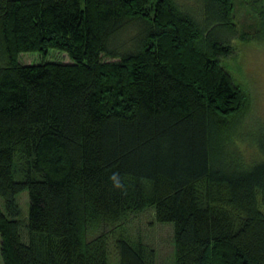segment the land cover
<instances>
[{
	"label": "trees",
	"instance_id": "16d2710c",
	"mask_svg": "<svg viewBox=\"0 0 264 264\" xmlns=\"http://www.w3.org/2000/svg\"><path fill=\"white\" fill-rule=\"evenodd\" d=\"M199 1L203 25L175 0H0L2 264H108L110 238L118 264H156L125 231L148 209L173 225L176 264H264V138L242 157L251 103L217 35L235 4ZM51 50L69 63L18 61Z\"/></svg>",
	"mask_w": 264,
	"mask_h": 264
},
{
	"label": "rangeland",
	"instance_id": "374dc122",
	"mask_svg": "<svg viewBox=\"0 0 264 264\" xmlns=\"http://www.w3.org/2000/svg\"><path fill=\"white\" fill-rule=\"evenodd\" d=\"M153 2L155 0H152ZM178 7L203 25V6L199 0H175ZM234 26L233 34L218 30L217 35L228 43L233 54L221 59V65L231 76L233 82L246 94L251 103L247 113L239 120L234 130L233 139L240 149L242 157L249 160L255 156L257 147H247L251 137L264 138V0H234ZM139 26V25H138ZM138 26L128 24L124 30L111 40L112 49L120 53L131 44V40L138 34ZM137 43V41H136ZM136 43L133 46H136ZM18 61L22 65H38L44 63H69L64 53L51 50L46 56L29 53L20 54ZM21 217L24 220L28 215V192L24 191L16 196ZM259 203V210L264 214V207ZM4 203L0 199V212L4 213ZM128 236L133 240L142 241L145 246L155 252L156 264H176L173 225L157 223L152 209L137 215L125 226ZM113 239L108 244V264H118V256L114 251ZM0 264L2 260L0 258Z\"/></svg>",
	"mask_w": 264,
	"mask_h": 264
},
{
	"label": "clouds",
	"instance_id": "9594fccd",
	"mask_svg": "<svg viewBox=\"0 0 264 264\" xmlns=\"http://www.w3.org/2000/svg\"><path fill=\"white\" fill-rule=\"evenodd\" d=\"M110 183L112 185V188L114 190H118L121 192H126L127 191V185L124 183V181L120 178L119 173H113L109 177Z\"/></svg>",
	"mask_w": 264,
	"mask_h": 264
}]
</instances>
